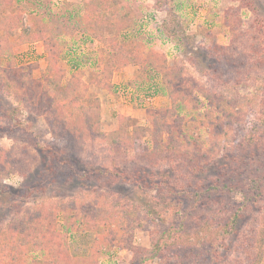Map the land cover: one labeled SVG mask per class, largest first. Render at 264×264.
<instances>
[{
  "label": "trees",
  "instance_id": "1",
  "mask_svg": "<svg viewBox=\"0 0 264 264\" xmlns=\"http://www.w3.org/2000/svg\"><path fill=\"white\" fill-rule=\"evenodd\" d=\"M43 1L27 0L30 6L47 12L51 9V0ZM233 1L254 16L251 30L242 33L237 27H231L238 44L215 45L209 51L213 63L203 70L211 82L208 88L191 83L190 76H184V66L170 64L162 53L149 52L142 57L139 52H129L125 46L118 48V36L135 24L129 7L121 8L119 0H83L82 17L70 16L67 20L66 17L46 19L44 16L36 19L35 25H27L22 15H4L9 8H18L15 5L19 0H0V15H3L0 28L6 26L9 31L6 38L20 30L22 42L43 41L47 55V66L40 82L31 72H20L16 66L6 68L0 64V90L12 94L15 88L20 96V91L26 89L30 95L28 99L38 97L40 112L47 109L52 113L77 148L84 150L86 147L91 152L101 149L103 154L110 156L111 167L93 161L79 162L58 146L45 148L32 137L29 127H23L20 121L11 123V118H17L10 113L5 114L9 126L0 127V138L27 136L30 144L46 154L45 157L49 156L47 163L56 161L54 166L60 164L71 170L64 175L67 181H100V186L107 185L108 195H112L102 203L103 212L90 210L82 215L80 225L79 219L74 218L63 231L57 230L52 213L45 210L47 206L34 207L40 210L33 215L29 213L26 220L9 230L0 231V264L92 262L96 257L92 249L88 258L75 259L70 254L67 234L79 232L103 234L111 242L123 244L132 252L133 264L154 261L160 264H229L226 254L233 252V246L250 222L264 226V16L255 5L257 0ZM78 29L101 42L108 40L104 37L106 30L116 35L109 39L115 43L111 44L116 51L115 58L104 63L105 75L96 79L97 87L112 90L108 79L117 66L142 65L155 73L153 78H160L166 91L170 108L165 115L149 113L146 123L141 124L121 114L118 128L104 132L100 99L93 98L86 103L88 86L82 73L74 69L68 76L60 64L66 52L61 38ZM6 38L0 37V56L8 55L9 50L4 48ZM250 82L257 83L255 94L245 97L233 93L232 88L245 89ZM196 93L204 99L203 105ZM250 116L253 119L248 121ZM203 133L210 141L208 151H203L200 141ZM225 151L230 153L224 156L228 163L219 167L215 177H204L208 166L218 164L216 158ZM2 153L0 148V183L17 165L25 170L30 167L25 160L6 166L10 158ZM119 155L133 156L134 168L130 172L121 168ZM116 159L120 161L117 163ZM143 163L152 170L150 179L144 168H138ZM55 171L53 168L50 177L55 176ZM170 172L177 176L166 178ZM131 181L140 191L156 190L175 210L168 222L159 225L161 235H152L150 248L135 247L121 237L139 221L142 209L112 192L111 188L115 182ZM28 189L30 195L37 191V184H30ZM20 190L16 188L12 192L20 198L24 195ZM100 242L96 240L93 247H98ZM247 243L251 245L249 240ZM258 245L262 247L263 243ZM261 258L254 259L253 264H259Z\"/></svg>",
  "mask_w": 264,
  "mask_h": 264
},
{
  "label": "rangeland",
  "instance_id": "2",
  "mask_svg": "<svg viewBox=\"0 0 264 264\" xmlns=\"http://www.w3.org/2000/svg\"><path fill=\"white\" fill-rule=\"evenodd\" d=\"M31 1L41 3L43 0ZM82 1L51 0V9L46 12L30 6L27 0H19L15 5L18 8L11 7L4 15L7 17H10L12 13L17 16L22 15L27 25H35L36 19L44 16L46 19L66 17L69 20L70 16L72 18L83 16ZM119 2L121 8L129 7L128 11H131L135 24L118 36V48L125 46L129 52H139L142 57L149 52L162 53L170 64L184 66V76L189 75L192 79L191 83L197 82L208 88H211V82L203 70H207L213 63V56L209 51L213 50L215 45L229 46L233 43L237 45L231 27H237L238 32L247 33L251 30L250 23L254 19L252 13L242 9L239 3L233 0H119ZM255 5L259 13L264 16V0H257ZM2 16L0 15V20ZM41 26L45 25L41 24ZM80 30L61 38L66 52L61 57L60 64L67 71L68 76L74 69L82 73L83 81L88 86L86 103L93 98L100 99L102 130L104 132L116 130L118 116L121 114L130 116L141 124L146 123L149 113L165 115L170 108V100L166 91L162 88L160 78L157 76L153 78L155 73L145 70L142 65L115 67L112 76L108 79L112 85V92L97 87L96 79L105 75L104 63L115 58L116 51L111 45L115 43L109 39L116 35L114 31L106 30L104 37L108 40L101 42L91 39ZM8 33L6 26L3 29L0 28L1 38H6ZM19 35L20 30H17L13 36L5 39L7 41L4 48L9 52L8 55L0 56V64L6 68L16 66L20 72H31L32 76L40 82L41 73L47 66L43 41L28 44L22 42ZM250 83V86L245 89L232 88L233 93L245 97L255 94L257 83ZM17 93H15V88L12 94L3 93L0 90V115L2 116L0 127L9 126L5 114L10 113L17 118H11V123L20 121L23 127H29V131L33 132L32 137L45 148L46 146H58L68 151L72 159L75 160L76 157L79 162L93 161L98 165L111 167L110 156L103 154L101 149L97 148L91 152L86 147L84 150L77 148V145L65 134L61 122L52 113L47 109L40 112L38 97L28 99L30 95L26 89L20 91V96H17ZM196 97L201 99V105L205 103L199 93H196ZM251 119L253 118L250 116L248 121ZM200 141L203 151H208L210 141L206 140L204 133ZM30 143L27 136L23 135L20 139L19 134L15 137L0 138L2 156L4 154L10 158L6 166L20 160H25L30 165L26 170L17 165L15 171L0 183V231L9 230L20 221L26 220L36 210H40L34 207L38 208L41 205L47 206L45 210L52 213L59 231L66 230L67 225L74 218L79 219L78 225H80L82 215L90 210L103 212L102 207L105 208V206L102 203L104 204L106 198L111 199L112 196L108 195L107 185L100 186V181L92 179L67 181V176L64 175L69 174L71 170L60 164L54 166L53 163L56 161L47 163L49 156L45 157L46 154L40 153ZM224 145L229 146L226 143ZM229 154L225 151L218 156L216 158L218 164L208 166V174L203 176L207 178L218 175L219 167L228 163L224 156ZM119 156L123 171L130 172L129 170L134 168L133 156L126 158ZM118 161L120 160L116 159L115 162L118 163ZM52 167L56 168L54 172L56 177L54 174L50 177ZM138 168H144V172L150 179L152 170H149L146 164L143 163ZM61 171L64 172L63 175ZM176 176L175 173L170 172L166 178ZM30 184H37V191L29 195ZM16 188L24 191L23 198H19L18 194L12 192ZM111 190L116 194H121L127 201L136 203L142 209L139 221L132 224V227L121 237L135 247L150 248L152 235L156 237L161 235L159 225L168 222L175 211L170 206V202H167V198L164 199L156 190L148 193L138 190L132 181L115 182ZM120 204L123 206V201ZM67 238L70 254L75 259L88 258L91 249L92 255H96L95 259L92 258V262L78 264H133L132 252L124 248L121 243L111 242L110 238L104 237L103 234L68 233ZM96 240L101 242L98 247L94 248ZM248 240L251 245H248ZM259 243H263V246L259 247ZM226 255L229 257V264H253L254 259L259 257H262L259 264H264V226L255 224L254 221L250 222L233 246V252ZM34 256L35 254L32 258ZM152 264L160 263L154 261Z\"/></svg>",
  "mask_w": 264,
  "mask_h": 264
}]
</instances>
